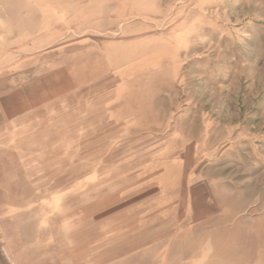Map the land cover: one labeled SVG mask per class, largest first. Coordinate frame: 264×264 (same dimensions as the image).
<instances>
[{"label": "rangeland", "instance_id": "obj_1", "mask_svg": "<svg viewBox=\"0 0 264 264\" xmlns=\"http://www.w3.org/2000/svg\"><path fill=\"white\" fill-rule=\"evenodd\" d=\"M0 243L264 264V0H0Z\"/></svg>", "mask_w": 264, "mask_h": 264}, {"label": "crops", "instance_id": "obj_2", "mask_svg": "<svg viewBox=\"0 0 264 264\" xmlns=\"http://www.w3.org/2000/svg\"><path fill=\"white\" fill-rule=\"evenodd\" d=\"M35 97V95H34ZM40 104V103H39ZM26 113V112H25ZM27 114H23V117H25ZM1 241H3L4 243V240L1 239ZM2 244V243H0ZM5 244H6V241H5ZM0 264H10L11 262L8 261V255L11 257L10 259H14V255L10 254L9 252L6 254L5 250L1 247L0 245ZM9 249V248H7Z\"/></svg>", "mask_w": 264, "mask_h": 264}]
</instances>
